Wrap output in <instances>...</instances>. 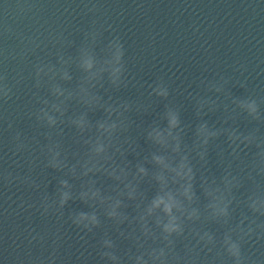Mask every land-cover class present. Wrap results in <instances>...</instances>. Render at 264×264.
I'll list each match as a JSON object with an SVG mask.
<instances>
[{
	"label": "clouds",
	"instance_id": "obj_1",
	"mask_svg": "<svg viewBox=\"0 0 264 264\" xmlns=\"http://www.w3.org/2000/svg\"><path fill=\"white\" fill-rule=\"evenodd\" d=\"M50 2L63 16L78 11L92 17L88 28L77 30L79 44L48 27L45 0L0 4V130L11 133L0 140V216L35 209L43 218L63 220L69 203L79 201L84 209H72L67 217L81 241L105 221L112 222L115 236L104 231L98 264H264V256L245 251L264 244V99L229 93L231 105H221L229 79L201 81L216 98L190 94L196 123L186 124L183 106L169 100L170 85L161 78L147 87L150 98L166 102L164 111L146 127L137 124L133 114H150L155 104L115 95L136 85L129 79L125 44L105 18L102 0H79L76 8L74 0ZM106 32L111 38L105 42ZM25 67L30 68L27 74ZM26 81H31V108L18 109L12 118L8 106L19 100ZM221 111L227 115L219 126L205 119ZM97 112L103 116L93 120ZM238 115L256 126L241 130ZM25 120L37 135L19 126ZM218 144L219 176L210 167ZM130 154L135 164L128 160ZM25 166L26 171L16 170ZM41 166L45 174L48 169L61 173L54 177L55 194L48 193L47 184L38 204L22 195L14 200L9 195L14 187L41 189L35 178ZM146 183L155 189L151 197L142 187ZM130 207L134 215L127 211ZM213 224L222 233L208 227ZM24 232L29 245L47 246L48 236L30 223ZM62 240L57 230L48 255L30 252L17 264H61ZM124 241L126 249L121 248Z\"/></svg>",
	"mask_w": 264,
	"mask_h": 264
},
{
	"label": "water",
	"instance_id": "obj_2",
	"mask_svg": "<svg viewBox=\"0 0 264 264\" xmlns=\"http://www.w3.org/2000/svg\"><path fill=\"white\" fill-rule=\"evenodd\" d=\"M45 2L49 8L46 15L48 27L63 31L69 39L79 44L82 35L77 30L88 28L92 17L80 16L78 11L75 16H63L56 13L50 0ZM102 2L107 14L105 18L125 44L129 79L136 85L135 87L130 85L128 89H123L115 95L144 104H155L150 114L143 116L133 114L137 124L146 127L164 111L166 102L156 97L150 98L148 96L150 89L147 87L161 78L170 85L169 100L183 106L182 119L186 124L196 123L190 94L216 98L217 94L208 93L201 81L218 80L220 76L229 79L225 94L219 97L221 105H231L229 93L235 97L256 96L264 99V0H102ZM2 3L3 0H0V4ZM78 3L79 0H74L72 7L76 8ZM121 11L124 12L123 16L120 15ZM22 27L26 28L27 22ZM110 38L111 33L106 32L105 42ZM49 51L54 52L55 49L49 47ZM68 51L75 53L76 49L70 48ZM48 58L52 59L51 56ZM24 70L27 74L30 68L25 67ZM73 71L79 77L80 73L75 69ZM244 82L247 86L241 87ZM30 87L31 81H26L18 93L19 100L8 106V114L12 118H15L18 109L31 108ZM72 107L77 108L76 105ZM225 115L227 114L221 111L210 114L205 119L219 126ZM102 116V112H97L92 114L91 118L96 120ZM235 122L239 124L241 130L256 126L243 115H238ZM19 126L30 136L37 135V130L32 129L28 121L25 120ZM10 135L11 133L0 130V140L7 139ZM187 141L191 142V133ZM139 143L144 151L149 150V145L143 138L139 139ZM221 150L218 144L210 155V167L217 176L220 175L221 169L216 165V153ZM128 160L135 164V155L130 154ZM16 170L26 171V166L25 169ZM59 175L61 173L52 169H48L45 174L42 172V166L38 167L35 178L41 183L39 191L14 187L9 195H12L14 200L22 195L25 200L38 204L47 184L48 193L55 194L57 181L54 177ZM111 183L110 180L106 181V186ZM142 187L147 190L149 197L154 195L155 189L147 183ZM3 203L0 197V204ZM12 207L15 208L16 205L13 204ZM84 207L79 201L70 202L65 209L66 215L63 220L56 216L43 218L35 209L25 211L20 216L9 215L7 218L0 216V264H17V258L27 260L30 252L33 257L48 255L57 230L63 236L58 253L61 264H98L97 245L100 238L106 230L112 231L114 236L115 232L112 222L105 221L104 227L96 229L94 234H88L86 241H81L77 235L78 230L68 221L67 213L72 209ZM127 211L129 214H135L131 207ZM29 223L38 232L48 236L46 247L28 244L24 228ZM208 227L218 234L223 231L218 225ZM127 247H129L127 241L121 243L122 249ZM182 248V244L178 245V249ZM245 251L256 256H264V244H259L255 248L248 246Z\"/></svg>",
	"mask_w": 264,
	"mask_h": 264
}]
</instances>
